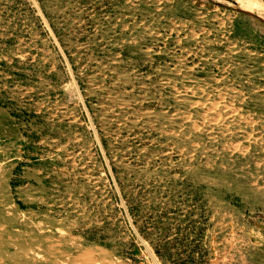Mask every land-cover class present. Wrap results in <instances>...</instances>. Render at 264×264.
Masks as SVG:
<instances>
[{"label":"rangeland","instance_id":"374dc122","mask_svg":"<svg viewBox=\"0 0 264 264\" xmlns=\"http://www.w3.org/2000/svg\"><path fill=\"white\" fill-rule=\"evenodd\" d=\"M36 1L68 61L0 0V264L263 261L264 0Z\"/></svg>","mask_w":264,"mask_h":264},{"label":"water","instance_id":"95a60500","mask_svg":"<svg viewBox=\"0 0 264 264\" xmlns=\"http://www.w3.org/2000/svg\"><path fill=\"white\" fill-rule=\"evenodd\" d=\"M33 1H34L35 5L37 6L39 12L41 13V15L43 16V18L45 19L46 23L48 24V27H49V29H50V32H51L52 36H54L57 45H59V41L57 40V37L54 35V33H53V31H52V29H51V27H50V25H49L47 19L44 17V14H43V12H42L40 6L38 5V2H37L36 0H33ZM59 47H60L62 53L64 54V52H63V50H62V48H61L60 45H59ZM64 55H65V57H66V54H64ZM66 59H67V61H68V58H67V57H66ZM68 65H69V69H70V72H71V74H72V77H73V80H74V83H75V87H76V89H77L78 92H79V95H80V98H81V100H82V103H83L84 107L86 108V110H87V114H88V116H89L88 108H87L86 105H85L84 98H83V96H82L81 89H79L78 82H77L76 79H75L74 72L72 71V69H71L69 63H68ZM89 119H90V116H89ZM90 121H91V119H90ZM91 125H92V123H91ZM92 126L94 127V125H92ZM94 132H95V134H96V137H97L98 143H100L101 149H102V151H103V145H102V142H100V140H99V138H98V135H97V133H96V131H95V128H94ZM103 154H104V151H103ZM108 166H109V164H108ZM109 171H110V174H111V176H112V178H113L112 170H111V167H110V166H109ZM113 179L115 180V178H113ZM115 184H116V182H115ZM117 190L119 191L118 187H117ZM119 196H121L120 191H119ZM121 197H122V196H121ZM125 211H126V214L128 215L129 221H130L131 226L133 227L134 231L137 232L138 236L140 237V239L142 240V242L145 244V241H144L142 235L140 234L139 231H137L136 227H134V225H133V223H132V220H131L130 213H128L126 207H125ZM145 247H146V249H148V251H149L151 257L153 258V260L155 261V263H156V264H159V262H158L157 258L155 257L154 253H153V252H152V251L146 246V244H145Z\"/></svg>","mask_w":264,"mask_h":264},{"label":"crops","instance_id":"0c3cea01","mask_svg":"<svg viewBox=\"0 0 264 264\" xmlns=\"http://www.w3.org/2000/svg\"><path fill=\"white\" fill-rule=\"evenodd\" d=\"M250 264H252V263H250ZM259 264H264V258H263V261H261Z\"/></svg>","mask_w":264,"mask_h":264},{"label":"bare ground","instance_id":"6f19581e","mask_svg":"<svg viewBox=\"0 0 264 264\" xmlns=\"http://www.w3.org/2000/svg\"><path fill=\"white\" fill-rule=\"evenodd\" d=\"M72 88H73V87H72ZM73 93H74V92H73ZM213 104H214V106H215V103H213ZM233 148H234V147H233ZM237 148H238V147H237ZM237 148H236V149H237ZM88 252H89V250H88ZM156 258H157V257H156Z\"/></svg>","mask_w":264,"mask_h":264}]
</instances>
